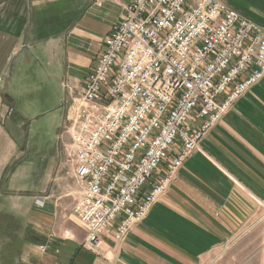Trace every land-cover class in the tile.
<instances>
[{
    "label": "crops",
    "instance_id": "1",
    "mask_svg": "<svg viewBox=\"0 0 264 264\" xmlns=\"http://www.w3.org/2000/svg\"><path fill=\"white\" fill-rule=\"evenodd\" d=\"M131 1L0 0V83L10 78V62L19 68L32 52L42 55L66 89V121L71 98L65 84L74 91L83 88L105 36ZM220 1L264 31V0ZM23 113L0 86L5 264H264V222L256 225L264 216V76L212 128L144 221L121 242L110 232L101 235V252L85 246L86 230L63 211L71 204L60 191L62 150L30 153Z\"/></svg>",
    "mask_w": 264,
    "mask_h": 264
},
{
    "label": "built area",
    "instance_id": "2",
    "mask_svg": "<svg viewBox=\"0 0 264 264\" xmlns=\"http://www.w3.org/2000/svg\"><path fill=\"white\" fill-rule=\"evenodd\" d=\"M263 76L264 31L222 1L127 4L83 88L65 84L71 104L59 138L69 149L85 246L101 252L103 233L121 242L144 221ZM162 165L166 172L144 190Z\"/></svg>",
    "mask_w": 264,
    "mask_h": 264
},
{
    "label": "rangeland",
    "instance_id": "3",
    "mask_svg": "<svg viewBox=\"0 0 264 264\" xmlns=\"http://www.w3.org/2000/svg\"><path fill=\"white\" fill-rule=\"evenodd\" d=\"M26 54L27 52H25ZM29 56L30 61L21 65L19 68H12L13 62H10V78H3L0 86L7 88L14 98L15 106L18 110L25 112L23 113V120L26 125L23 131L25 139L28 141V146L30 147V153H54L56 147H60L62 150L63 182L60 191L62 192V200L67 204H71L70 208H64L63 211L69 214L68 216H73L74 220L79 223L74 215V210L72 211L77 195L75 192L76 184L74 178L71 173H68L71 171L70 157L68 155L69 149H67L66 145L59 138L62 131H64L63 127L66 122L64 118L67 104L65 106L63 105L68 97L67 92L62 87L61 80L53 77L51 74L45 57L35 52H32ZM70 104L71 101L68 105V110ZM12 113L13 110L11 109L9 114L11 115ZM71 186L73 188L72 190L70 188ZM68 191H71V195L66 194ZM4 208L5 205L1 204L0 211ZM263 211L264 205L260 208V212ZM263 219L264 216L258 220L256 225L263 223ZM1 248L2 246L0 245ZM255 255H250L249 259ZM4 258L6 259V255L0 253V264H5Z\"/></svg>",
    "mask_w": 264,
    "mask_h": 264
},
{
    "label": "water",
    "instance_id": "4",
    "mask_svg": "<svg viewBox=\"0 0 264 264\" xmlns=\"http://www.w3.org/2000/svg\"><path fill=\"white\" fill-rule=\"evenodd\" d=\"M10 100V99H9Z\"/></svg>",
    "mask_w": 264,
    "mask_h": 264
}]
</instances>
